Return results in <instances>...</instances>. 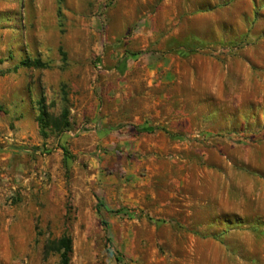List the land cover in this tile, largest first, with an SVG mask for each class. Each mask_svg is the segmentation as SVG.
Listing matches in <instances>:
<instances>
[{
    "label": "rangeland",
    "instance_id": "rangeland-1",
    "mask_svg": "<svg viewBox=\"0 0 264 264\" xmlns=\"http://www.w3.org/2000/svg\"><path fill=\"white\" fill-rule=\"evenodd\" d=\"M64 235L69 264H264V0H0V264Z\"/></svg>",
    "mask_w": 264,
    "mask_h": 264
},
{
    "label": "trees",
    "instance_id": "trees-1",
    "mask_svg": "<svg viewBox=\"0 0 264 264\" xmlns=\"http://www.w3.org/2000/svg\"><path fill=\"white\" fill-rule=\"evenodd\" d=\"M33 63L35 66L39 67L42 64L36 60L33 62H20L23 66H29ZM45 117L46 114L43 111H40V114L37 116V121L41 125L42 128L45 127ZM61 117H65L63 114ZM55 250L60 254V264H69V254L71 252V239L69 236H62L59 239L55 240L54 242Z\"/></svg>",
    "mask_w": 264,
    "mask_h": 264
}]
</instances>
